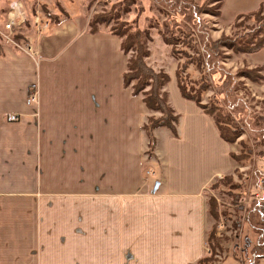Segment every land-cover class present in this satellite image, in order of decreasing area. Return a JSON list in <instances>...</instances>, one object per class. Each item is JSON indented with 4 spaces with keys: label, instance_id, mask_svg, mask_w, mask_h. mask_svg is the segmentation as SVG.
I'll return each mask as SVG.
<instances>
[{
    "label": "crops",
    "instance_id": "1",
    "mask_svg": "<svg viewBox=\"0 0 264 264\" xmlns=\"http://www.w3.org/2000/svg\"><path fill=\"white\" fill-rule=\"evenodd\" d=\"M222 2L224 19L264 14V0ZM21 29L34 55L0 39V264H196L204 191L234 169L213 118L171 74L178 136L156 129L147 160L150 112L124 85L121 39L74 23ZM247 57L264 74V47Z\"/></svg>",
    "mask_w": 264,
    "mask_h": 264
},
{
    "label": "rangeland",
    "instance_id": "2",
    "mask_svg": "<svg viewBox=\"0 0 264 264\" xmlns=\"http://www.w3.org/2000/svg\"><path fill=\"white\" fill-rule=\"evenodd\" d=\"M192 1L201 8L199 17L203 27L210 31L212 39H218L223 34L237 35L243 33L245 27L258 24L254 17L241 18L239 21H237V17L229 20L222 18L221 7L223 2L220 4L218 0ZM14 2L21 3L24 8L25 21L21 27L25 30H31L35 27V29L39 28L41 32L69 23H74L80 31L90 30V21L95 14L111 10L113 6L117 5L115 11H120L121 19L132 24L134 29L150 28L152 40L149 42V49L151 54L147 61L155 70L163 69L176 78L175 73L179 64L187 60L185 57L176 58L172 53V46L164 41L161 34L166 29L170 31L177 29L174 26L167 28V26H171L167 23L171 19V15H176L177 21H183L184 16L180 14L181 12L177 13L178 11L164 3H159L157 0H134L132 3L131 0H0V29L3 28L9 8ZM262 16L264 17V14ZM37 19H39L38 22ZM239 23L241 25H238ZM46 24H48L47 27H45ZM113 24L114 21L109 25L101 24L99 30L111 32ZM20 30L18 33L23 36L24 29ZM20 39L18 41H21ZM1 40L7 45L20 48L13 42H6L3 38ZM20 43L24 45V42L21 41ZM178 48L189 50L190 53L194 51L182 43H179ZM221 52L220 64L235 77L238 87L236 94L245 107V109L233 112L232 116L239 125L244 124L243 120L256 122V116H262L264 119V95L258 87L259 81L246 76V70L254 69L249 64L248 54L236 53L234 50L225 47L221 48ZM204 71H206L205 68L201 70L196 65L191 64L185 75L188 76L189 80L198 82ZM207 74L206 79L210 87L202 93V103L224 104L225 76L220 71ZM175 85L179 90L177 81ZM166 89L169 95L173 97L174 80L172 78ZM224 107L226 110H230L226 103ZM243 127V134L232 145L235 153L239 154L243 151L248 154V158L239 162L234 161V169L226 175L219 176L220 178L211 183L204 191L206 200L211 196L216 198L219 211L218 220H214L208 214L210 221L208 226L216 227V237L220 239V249H217V261L214 264H252L251 251L257 242L258 236L253 231L249 218L252 215H257L256 209H254L256 202L264 204V141L261 137L258 138L253 131V128L254 130L257 129L255 123H251L249 128L246 125ZM162 129L163 132L167 130V128ZM258 129L264 130V120ZM146 159H152L148 150L146 151ZM156 167L159 168L160 165L157 164ZM156 167L154 166V168ZM227 178L232 182L218 183L219 181L224 182ZM254 219L256 220L257 216ZM205 247V253L209 255L211 251L207 241ZM259 264H264V258L260 260Z\"/></svg>",
    "mask_w": 264,
    "mask_h": 264
},
{
    "label": "trees",
    "instance_id": "3",
    "mask_svg": "<svg viewBox=\"0 0 264 264\" xmlns=\"http://www.w3.org/2000/svg\"><path fill=\"white\" fill-rule=\"evenodd\" d=\"M159 3H164L166 6L173 8L184 16L183 21H177L176 15H171V19L167 22L169 27H177L171 31L161 32L164 41L172 46V53L178 59L185 57L187 60L181 62L176 69V81L182 96L188 100L195 102L204 113L211 116L220 132L221 137L229 144H234L238 138L243 134V126L250 127L251 123H255L257 129L255 133L258 138L264 141V130H259L258 127L262 123L263 117L256 116L255 121L243 120L244 124L239 125L232 116L233 112L239 109H245L241 104V99L236 94L237 84L235 77L220 64L221 48L225 47L234 50L236 53H255L264 47V17L263 10H259L247 14H240L237 16V21L241 18H256L257 25L245 27L243 33L237 35L223 34L218 39H212L210 31L203 27V23L199 17L201 8L192 0H157ZM211 1V0H209ZM216 1V0H215ZM219 3L223 0H218ZM134 0H131V3ZM119 5V4H118ZM117 5L113 6L111 10L99 12L94 15L90 21V32L97 33L101 24L109 25L114 21L111 27V32L121 39V49L124 54L128 55L127 68L124 72V85L132 89L133 94L142 96L150 115L143 124V130L148 138V154L150 157L155 156V148L157 138L155 130L159 128H167L174 136H178V124L180 121V114L175 111L170 103L169 93L166 86L171 80V75L163 69L155 70L149 65L147 59L151 51L149 49V42L152 40L150 28L134 29L132 24L121 19L120 11H115ZM237 24V23H236ZM238 25H241L240 23ZM22 37L20 33L15 35L19 40ZM179 43L194 50L190 53L189 50L178 48ZM191 64L196 65L203 72L202 77L198 82L189 80L185 75L187 69ZM220 71L225 76L223 92L224 104L229 106V111L225 109L224 104H204L202 103V93L210 87L206 79L207 73H216ZM246 76L252 80H257L259 83L264 81V74L262 67L257 66L254 69L246 70ZM197 83V87L195 84ZM191 84V85H190ZM200 84V85H199ZM246 145V144H244ZM233 161L246 160L248 154L241 151L237 154L231 152ZM232 182L227 178L224 182ZM254 209L257 215H252L249 218L250 225L253 231L257 234V242L252 249V264H259L260 260L264 258V204L256 202ZM207 212L214 219L218 220L219 211L217 200L214 197L207 199ZM257 219L255 220L254 218ZM206 241L210 246L211 253L202 256L196 264H214L217 261V249H220V239L216 237V227L211 226L207 232Z\"/></svg>",
    "mask_w": 264,
    "mask_h": 264
},
{
    "label": "built area",
    "instance_id": "4",
    "mask_svg": "<svg viewBox=\"0 0 264 264\" xmlns=\"http://www.w3.org/2000/svg\"><path fill=\"white\" fill-rule=\"evenodd\" d=\"M23 6L19 2H14L11 4L9 11L7 13V18L5 23L3 24V28L0 29V35L1 39L3 38L6 42H13L18 47L24 49L28 54H35V51L33 48L28 44H21V41H18L15 38V35L20 31L22 24L24 23V10ZM39 19H37V22ZM48 24L45 25L47 27ZM30 100L36 101L37 100V93L36 91H33L30 94ZM17 114H9L8 119L11 121H17L18 120Z\"/></svg>",
    "mask_w": 264,
    "mask_h": 264
},
{
    "label": "water",
    "instance_id": "5",
    "mask_svg": "<svg viewBox=\"0 0 264 264\" xmlns=\"http://www.w3.org/2000/svg\"><path fill=\"white\" fill-rule=\"evenodd\" d=\"M158 187V182L156 183V185H155V188H157Z\"/></svg>",
    "mask_w": 264,
    "mask_h": 264
}]
</instances>
